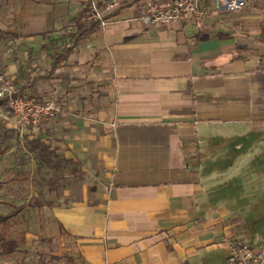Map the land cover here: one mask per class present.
<instances>
[{
  "label": "crops",
  "instance_id": "crops-1",
  "mask_svg": "<svg viewBox=\"0 0 264 264\" xmlns=\"http://www.w3.org/2000/svg\"><path fill=\"white\" fill-rule=\"evenodd\" d=\"M91 1L106 24L75 42ZM111 1L21 0L12 26L23 50L7 81L64 108L26 132L80 174L72 195L48 188L54 205L27 207L41 235L72 264H229L232 244L264 250V185L216 160L224 146L264 157V0L156 26L144 0Z\"/></svg>",
  "mask_w": 264,
  "mask_h": 264
},
{
  "label": "rangeland",
  "instance_id": "rangeland-1",
  "mask_svg": "<svg viewBox=\"0 0 264 264\" xmlns=\"http://www.w3.org/2000/svg\"><path fill=\"white\" fill-rule=\"evenodd\" d=\"M20 3L21 0H0V27L4 29V32L0 33V74H4L6 78L10 76L8 67L20 58L23 50L12 35L14 29L12 26L19 22ZM13 87L14 92L20 90L15 84ZM0 144L7 146V151L0 155V212L11 211V202L22 204L33 196L43 199L48 197L50 192L46 179L59 175L42 164L36 154L26 148L19 122L9 106L0 107ZM261 145L264 143L260 142L258 148H261ZM216 160L224 169L236 161L238 171L240 168L248 170L247 174L244 173V177L249 176L244 178V186L264 185V157L257 155L240 157L228 146H224ZM74 172L77 174L73 175ZM60 173L67 176L66 181L60 180L61 191H67L72 195L76 188V175L80 177L76 165L69 163ZM258 212L263 215L264 206ZM39 216L41 215L37 209L26 208L11 224V236L21 240V249L12 255L0 256V264L73 263L72 256L66 254L57 240L47 239L41 235ZM23 236L25 240H22Z\"/></svg>",
  "mask_w": 264,
  "mask_h": 264
},
{
  "label": "built area",
  "instance_id": "built-area-1",
  "mask_svg": "<svg viewBox=\"0 0 264 264\" xmlns=\"http://www.w3.org/2000/svg\"><path fill=\"white\" fill-rule=\"evenodd\" d=\"M248 0H144L142 21L147 26L185 21L192 15L204 17L213 6L215 11H234L247 5ZM120 0H112L107 8L120 5ZM91 20L106 24V19L96 5L92 8ZM13 85L0 74V98H7L16 116L21 132L28 124H39L45 120L57 119L64 108L56 100H42L32 97L28 92L16 96ZM229 264H264V250L256 249L246 243L230 246Z\"/></svg>",
  "mask_w": 264,
  "mask_h": 264
},
{
  "label": "trees",
  "instance_id": "trees-1",
  "mask_svg": "<svg viewBox=\"0 0 264 264\" xmlns=\"http://www.w3.org/2000/svg\"><path fill=\"white\" fill-rule=\"evenodd\" d=\"M92 1L89 2L85 8L79 12V14L73 18V22L76 26V32L73 36L75 42H77L83 35L93 31L97 27L101 26V22H95L91 20L92 14ZM4 29L0 27V33H3ZM69 49L66 50L68 52ZM56 68V66L54 67ZM22 91L16 92V96L22 95ZM7 98H0V107L7 106ZM31 124L26 125L23 130L22 135L25 139L26 148L34 152L39 158L40 162L46 167L54 170L58 177H51L46 179L47 186L50 191H56L60 193V180L66 181L67 176L60 171L64 170L66 164L71 163V160L65 158H59L57 148H53L52 144L47 142L44 138L40 136H32L26 131L30 128ZM7 131V130H6ZM7 151V146L0 144V155H3ZM53 201L46 200L39 196H33L27 202L22 204H17L11 202V211L7 213L0 212V256L12 255L21 249V240L18 238H13L11 236L10 228L11 224L17 219V217L22 213L27 207L32 209L42 207L44 205H54ZM22 240H25L23 236Z\"/></svg>",
  "mask_w": 264,
  "mask_h": 264
}]
</instances>
